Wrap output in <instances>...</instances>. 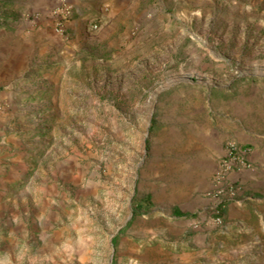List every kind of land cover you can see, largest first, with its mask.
<instances>
[{
    "label": "rangeland",
    "instance_id": "obj_1",
    "mask_svg": "<svg viewBox=\"0 0 264 264\" xmlns=\"http://www.w3.org/2000/svg\"><path fill=\"white\" fill-rule=\"evenodd\" d=\"M150 2L91 12L63 0L50 13L69 10L64 36L53 20L17 45L5 37L14 60L2 63L16 68L0 89L17 99L0 107V264H184L162 220L184 184L178 148L193 141L204 100L264 80V32L185 20L167 5L152 15Z\"/></svg>",
    "mask_w": 264,
    "mask_h": 264
},
{
    "label": "crops",
    "instance_id": "obj_2",
    "mask_svg": "<svg viewBox=\"0 0 264 264\" xmlns=\"http://www.w3.org/2000/svg\"><path fill=\"white\" fill-rule=\"evenodd\" d=\"M62 1L0 0V11L5 16L1 24L6 26H0V86L4 80H9L6 84L14 82L16 68L2 63L14 60L13 55L6 58L5 37L17 45L18 39L12 40L13 37L53 26L50 8ZM67 1L92 12L103 5L114 8L121 0ZM150 5L147 13L152 15L160 5H167L171 16L177 14L185 20L221 19L232 27V22L240 19L255 22L258 32H264V0H151ZM12 89L15 87L10 86L8 91L7 87L0 89L1 108L7 106L13 110L17 97ZM235 91L236 98L226 96L224 100L219 95L210 102L204 100L201 122L198 126L189 124L195 128L190 136L193 141L178 148L177 155L184 161L178 164L177 171L184 184H179L177 193L173 190L167 194L170 205L162 220L168 229L169 246L174 247L172 244L178 241L183 249L184 264H200L209 252L213 255L205 261L214 264L224 261L226 264H264V80L250 78L225 93L232 95ZM6 120L7 116L0 114V122ZM228 141H236L249 149V166L229 174L238 186V194L221 208L224 223L219 226L212 222L213 207L207 193L213 186V176ZM191 225L196 226L191 228ZM181 234L184 238L179 237Z\"/></svg>",
    "mask_w": 264,
    "mask_h": 264
},
{
    "label": "built area",
    "instance_id": "obj_3",
    "mask_svg": "<svg viewBox=\"0 0 264 264\" xmlns=\"http://www.w3.org/2000/svg\"><path fill=\"white\" fill-rule=\"evenodd\" d=\"M69 10L57 8L54 11L55 30L59 35L64 36V19ZM249 149L241 146L236 141H228L225 146V154L220 165L213 176V186L207 193L212 202V222L215 225H222L223 218L221 208L228 202L234 200L238 194V186L229 178V174L234 170H240L249 166L247 155Z\"/></svg>",
    "mask_w": 264,
    "mask_h": 264
},
{
    "label": "trees",
    "instance_id": "obj_4",
    "mask_svg": "<svg viewBox=\"0 0 264 264\" xmlns=\"http://www.w3.org/2000/svg\"><path fill=\"white\" fill-rule=\"evenodd\" d=\"M152 125H153V128H154V121H152ZM153 128L151 130H153ZM145 150L148 152L149 150V139H145ZM145 206L146 208H150L151 207V197L150 196H147L145 198H143V200H141V202L139 203H136L134 206H133V213H134V216L137 215V213L139 212V210ZM112 243L115 245V238L112 240Z\"/></svg>",
    "mask_w": 264,
    "mask_h": 264
},
{
    "label": "water",
    "instance_id": "obj_5",
    "mask_svg": "<svg viewBox=\"0 0 264 264\" xmlns=\"http://www.w3.org/2000/svg\"><path fill=\"white\" fill-rule=\"evenodd\" d=\"M131 215H132V214H130V216H131ZM112 262H113V255L110 256L109 264H112Z\"/></svg>",
    "mask_w": 264,
    "mask_h": 264
}]
</instances>
